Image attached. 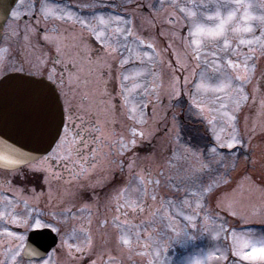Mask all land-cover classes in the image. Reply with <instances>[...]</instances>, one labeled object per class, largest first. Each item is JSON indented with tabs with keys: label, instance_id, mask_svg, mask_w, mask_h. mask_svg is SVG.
I'll use <instances>...</instances> for the list:
<instances>
[{
	"label": "snow or ice",
	"instance_id": "obj_1",
	"mask_svg": "<svg viewBox=\"0 0 264 264\" xmlns=\"http://www.w3.org/2000/svg\"><path fill=\"white\" fill-rule=\"evenodd\" d=\"M173 3L175 4L176 0H173ZM111 6L106 2H83L79 5L84 9H92L93 19L99 25L112 26V31L107 35L113 38L124 37V44L105 39L104 27L97 30V25L80 19L67 6L60 9L59 4L52 5L48 3V0H36L32 5L34 12L38 10L45 19L49 17L68 20L76 18L77 22L85 25L90 35L99 42L105 56L118 50L123 53L126 44L129 55H121L119 59L120 66H123L129 63L130 56L136 47L148 42L136 36L131 27H125L129 21L123 16L109 14L108 18H105L103 14H96V12L102 13L103 9ZM176 6L185 15L168 22L176 24L179 28H187L191 39L186 40V44L190 43L192 46L193 59L206 64L212 71L209 76L206 74L207 69L200 70V79L195 83L197 92H188L187 100H185V92L180 87L181 76L175 73L177 70L187 72L188 69L186 62H182L177 56L173 65L169 107L173 105L182 107L187 103L188 115L201 118V122L213 125L214 130L213 121L216 117L209 114L220 112L229 102L234 91L239 92L242 98L247 100V96L243 95L244 89L241 83L249 80L247 61L257 52L252 45L258 44L261 54H264V13L255 15L251 10L253 4L250 0H208V3L201 0L200 8L203 10L199 15L193 10V7H196L195 4L192 7L184 4ZM259 7L264 8V3H260ZM11 15L17 17L18 13L13 11ZM169 15L173 16L175 13H169ZM113 21L117 23L113 25ZM257 31L259 35L255 34ZM229 33L232 34L231 39ZM12 34L16 35L15 32ZM132 36H135V40L129 42L127 38ZM43 39L47 41L50 37L45 33ZM221 41L220 51L225 53L234 42L239 46H249L246 53L240 52L237 48L231 49L232 55L243 57L244 62L225 55L223 59L226 64L222 65L221 59L217 58L220 55L218 51L209 53L213 58L211 62L208 55H202L203 52H208V49L204 47L205 43L219 45ZM148 46L154 47L151 43H148ZM8 51L7 46H0V118L3 117L5 108L10 107L21 131L40 147L34 154L0 138V163L11 169L9 177L4 181L8 187L0 188V264H22L24 260H27V264H54L52 254L55 253L58 256L61 251L72 264H97V259L93 258L96 255L95 240L89 227L92 220L89 218L86 223L81 220L73 211L74 205L64 206L63 197L58 201L61 205L58 207L51 205L52 197L49 196L48 203L51 206L42 208L39 206V197L42 193H37V187L50 186L53 179L63 178L62 173L68 175L69 181L85 177L95 170L101 157L106 159L109 166L119 167L121 173L126 164L130 176L137 181L135 185H132L130 180L125 181L110 197L116 205L112 226L119 230L116 237L118 252L123 248H127L130 252L139 248L140 250L135 251V254L147 256L146 264H264V233L259 236L250 234L247 217L234 209L232 201L224 202L226 193L216 195L215 189L218 187L216 181L203 186L201 177L197 174L203 173L209 167V164L204 162L206 155L216 154L219 158L217 150L219 135H216L214 140L208 139L205 142L198 130L186 129L179 112L173 108L171 128H166L165 131L171 132L178 150L172 152L174 159L166 160L165 164L172 167L175 160L180 159L195 160L197 164L192 165L190 173L175 177V183H172L173 178L169 177L168 183L172 191L166 195L159 192L158 178L154 179L143 169L133 172L135 160L127 158L129 154L135 155L134 150L138 144L136 137L137 135L144 137V131L131 127L130 137L118 135L115 139L110 138L112 133L107 131L109 122L102 121L99 118V112L101 106L110 107L115 112L116 102L113 97L120 98L121 110L130 106L126 112L130 119L141 125L147 122L145 109L151 101L146 102L141 99L137 104L130 97L142 87L145 95L149 93L143 77L150 72V69L143 66L133 68L130 73L122 72L119 91L114 89L109 96L105 89L99 100L90 101L85 105L84 101L89 99L85 95L80 97L79 104H74L76 90L81 85L79 74L82 71L75 61L70 60L67 67H62L59 76H57L55 65L62 64V61L57 59L47 70L46 75L43 70H31L26 75L13 78L11 73L23 74L26 70L23 63L17 67L15 62L11 65L7 62ZM56 51L60 52L59 45ZM143 56L149 57V63L152 62L150 53L144 52ZM135 58L140 59L141 54L136 52ZM96 62L105 64L109 69L112 67L99 55L96 57ZM43 63L44 61H41V64ZM169 63L172 64V61ZM223 67L233 69L234 75L222 71ZM37 75L42 78L32 79ZM109 75H111L110 72ZM130 76L140 80L126 87L124 82L129 81ZM209 79L216 82L209 83ZM5 81L9 83L5 84ZM183 81L185 85L189 83L187 75L183 76ZM151 87L155 88L156 85L152 84ZM209 91L223 96L224 102L220 103L219 108H210L203 102L208 99L203 94ZM105 96H108L107 100L104 99ZM219 100L220 96H212L213 102ZM94 105L97 112L95 120L89 115L93 112ZM224 115L228 116L230 123L235 120V117L227 112ZM224 146L220 145V147ZM236 146L243 147L244 142L234 134L226 142V147L235 149ZM105 147L108 148L107 152L103 151ZM108 157L112 158L107 159ZM163 174L164 169L161 168L160 175ZM244 179L250 183H256V180L247 175ZM257 179L264 184V175ZM220 183L226 185L228 181L222 179ZM197 187L200 188L199 191L196 190ZM29 192L32 194L30 198L23 195ZM95 195L94 190L91 194L82 195L81 200L84 202L80 205L81 209L89 207L88 201L93 200ZM193 197H195L194 200ZM213 198L218 209L214 213L210 211ZM30 199L35 203H30ZM206 199L208 208L205 207ZM149 200L152 203H149ZM185 209H191V211L187 212ZM222 211L227 216L238 218L243 226L240 228L230 226L227 220L221 217ZM252 212L264 215V207H253ZM78 220L81 222L77 223ZM217 220L220 221L218 225H216ZM108 223L107 219H101L98 227ZM208 223L216 226L210 231L204 226ZM42 230L54 233L58 237V243L53 241L56 243L54 248L49 249L39 240L29 242L30 234L41 237L44 234ZM205 234L215 241H218L223 234V239L230 243L224 247H202L197 242L201 241ZM176 249L180 251L177 252ZM170 250H172L171 255ZM105 255V264H120L117 255H114L111 249L101 253L102 257ZM173 255L176 259H173Z\"/></svg>",
	"mask_w": 264,
	"mask_h": 264
},
{
	"label": "rangeland",
	"instance_id": "obj_2",
	"mask_svg": "<svg viewBox=\"0 0 264 264\" xmlns=\"http://www.w3.org/2000/svg\"><path fill=\"white\" fill-rule=\"evenodd\" d=\"M123 1L125 3H129V8L127 11L130 14L128 16V18H130L129 24L125 25V27L134 28L133 31L135 34L138 32L142 33L143 27L140 26L139 22L137 21V19L140 17V14L142 13L138 6V0ZM192 1L193 0H184L180 4L192 7L193 4L197 3L196 0L193 3ZM203 1L208 3V0ZM199 2L201 3V0H199ZM250 2L253 4V8L251 10L256 15L258 13L257 8L259 9V4L261 2L258 0H250ZM152 6L153 4L151 7ZM199 6L196 5V7H193V10L197 11L199 8L200 11ZM121 8H123V6L118 7V10L123 11ZM199 11H197V13H199ZM113 12L119 13L116 9V6L113 8ZM100 14L101 13L98 12V15ZM102 14L105 15V18H108L109 14L114 16L107 11ZM177 15V17H183L185 15L180 11L179 7L177 8ZM77 17L81 16L77 14ZM82 19L85 18L82 17ZM142 19H144L143 24L147 30L146 37H144L143 40L151 43L154 47L149 48L148 43L139 45L134 49L132 55L130 56L129 63L123 65V67L116 63H119L121 55H129L126 50V44L124 45L125 51L123 53H120L119 50L117 52L110 53L107 56H105L102 51L99 53V55L103 56L104 59H109L110 63L108 64L112 66L111 69L108 67L106 69L104 67L102 70L103 78L99 76L97 79L98 83H104L107 81L108 77H113L110 87L107 89L109 96L112 95L114 89L116 91L120 90L119 83L120 74L122 72L130 73L133 68H139L143 66H146L148 69H150V72L143 77L145 86H148L149 88V93L145 95L144 89L142 87L137 89L136 92L130 97V99H133L137 104H139L141 99L145 100L146 102L151 101V103L148 104V107L145 109V119L147 122L141 125L130 119L129 116L126 115L128 107L130 106H126L123 110H121V105L119 103L120 98L113 97L114 101L116 102L115 112H113L110 107L105 106H101V111L99 112L101 114L100 119L102 121L107 120L109 122L107 131L112 133L110 138L115 139L118 135H123L126 138L130 137L131 127H136L144 131V137H140L139 135L136 137L138 144L134 150L135 155L133 156L132 154H129L127 158L135 160V168L132 170L133 172L143 169L145 173H150L154 179L158 178L160 180L159 192L166 195L172 191L168 183V178H173L172 183H175V177L184 176L190 173L192 171V165L197 164V161L195 160L188 161L182 159L175 160V164L172 167H170L168 164H165L166 160L174 159L172 158V152L178 150L171 132L165 131L166 128H171L172 110L175 108V110L179 112L180 116L184 120L182 122L184 125L189 121L193 122V120L200 122L196 128L192 126L185 127L186 129L195 128L198 130L200 137L205 142L209 138L214 140L216 135H219L220 137L219 145H217L219 158H217L216 154L211 156L206 155L204 157V162L208 163L209 167L205 169L203 173H197L201 177V183L203 186H207L212 181H216L218 185V187L215 189L216 195H219L220 193H226V196L223 198L224 202L227 203L228 201H232L234 209L247 217V224L251 230L250 234L255 236L261 235L264 233V215L253 214L252 212L253 207H264V184H261L260 180L257 179L264 175V81H261L260 78H257L259 75H262L261 78H264V68L261 69L253 64V60L257 56H260V60L262 61L260 65L264 64V54H261L260 46L258 44L252 45V47L257 49V52L250 60L247 61L249 64V80L241 83V87L244 89L243 95L247 96V100H244L239 92L234 91L229 102L225 104V107L220 112H212L209 114L210 116L216 117V119L213 121L215 126L213 130V125H209L206 122H201V118H193L192 116L188 115L186 111L188 107L187 103H185L182 107L176 105H173L171 108L169 107L171 103L169 97L172 94L171 81L173 77V65L175 64L177 56H179L182 62H186L188 69L187 72H181L177 70L175 73L176 75L181 76L180 87L185 92V100H187L188 92H197L195 83L200 79V70L207 69L206 74L209 76L211 75L212 71L211 69L207 68L206 64L197 62L193 59L191 52L192 46L190 43L186 44V40L190 41L191 39V37L188 36L187 28H179L176 24L171 23V28L175 31H173L171 35L169 33L163 34L161 37L167 40V42L166 44H158L159 38L154 35L153 30L155 31L156 23L159 21L149 19L147 16L143 17ZM66 20L67 24L71 23L70 20ZM56 23V21L52 23L54 28ZM75 23H77V25L74 26V28H76L78 31L74 34V32H71L69 29H71ZM75 23L73 21L72 24L69 25L71 27L66 26V29L69 31L66 32L64 37L54 34V30L52 29L47 30V35L50 37V39L47 41L44 40L43 36L45 34L41 37V41L45 43L44 46L40 45L38 34H34V38L31 40V42H24V45L26 46L24 52H12L9 49L7 54V62L10 65L15 62V65L19 67L20 63H18L12 57V55H17L23 60V65L26 72L31 70H43L46 75L47 70L54 65V62L57 59H60L62 64L55 65L57 69V76H59L61 67L66 66V64L68 66V62L72 57L77 67L82 69L79 74L81 85L76 90V98L73 100V103L79 104L81 102L80 97L86 95L89 99L85 100L84 104L87 105L90 101L99 100L101 98V93L105 91V89L102 88L99 90L100 96L96 95V86L93 82V80L96 79V76L92 75V73H96V70H99L101 66L105 64L96 63L94 65H90V63L87 64V61H83L86 60V52H91L92 48L94 50V47L88 40L89 31H84V29L87 27L85 25H81L77 21ZM116 23L117 22L113 21V25ZM11 24L16 25L17 22L11 20L6 25V30H9ZM19 26H22V29L24 30L23 25L19 24ZM52 26L51 21H49L46 25H43V28H52ZM24 27H26L25 24ZM102 27L105 28V39H110L113 41V43L118 41L119 43L124 44V37L116 36L113 38L107 35L108 32L112 31V26H101L97 22V30H100ZM56 28H58L57 25ZM60 31H63V28H61ZM173 33H175V35ZM255 34L259 35V31H257ZM229 38H232L231 33H229ZM127 39L129 42L135 40V38L132 37H128ZM57 45H59L60 48L59 53L56 51ZM0 46H5V44L1 43ZM204 47L208 49V52H203L202 55H208L210 62L213 58L209 55V53L211 51H218L220 55L217 58L221 59L222 65H225L226 61L223 59L225 55L234 60L244 62L243 57L232 55L231 49L237 48L240 52L246 53L249 46H239L234 42L229 46V51L227 53L220 51V48L222 47V41L219 45L205 43ZM73 49H77L79 52H73ZM136 52L141 54L140 59L135 58ZM144 52L150 53V58L152 61L151 63H149V57L143 56ZM170 60H173L172 64L169 63ZM41 61H44V63L41 64ZM197 64H199V67H197ZM222 71H227L234 75L233 69L223 67ZM109 72L111 75H109ZM184 75H187L189 78V83L187 85H185L183 81ZM139 80L140 78H133L130 76L129 81L124 83L126 87H130L132 83L139 82ZM208 82L215 83L216 81L209 79ZM152 84H155L156 87L152 88ZM139 92L140 95H137L136 93ZM203 95L208 97V99L204 100L203 102L206 103L210 108H219L220 103L224 102L223 96L219 93L214 94L209 91ZM213 95L220 96V100L218 102H213ZM106 97L108 99V96ZM237 101L239 104L238 107ZM225 112L229 113L231 116H234L235 120L230 123L228 116L224 115ZM91 113L89 115H91ZM92 115L97 117L95 105ZM202 131H204V133H202ZM234 134L243 140L244 146H236L235 149H232V151L228 152L227 150L229 149L226 147V142ZM220 145L225 146L220 147ZM103 151L107 152L108 148L105 147ZM111 158L112 157H108L107 159ZM161 168L164 169L163 175H160ZM9 174L10 173L0 174V188L8 187L4 181L9 177ZM245 175L251 177L253 180H256V183L253 184L244 179ZM62 177V179H53L50 186L44 185L42 188L37 187V193H42V195L39 197V206L42 208L50 207L51 205H56L59 207L61 205L58 204V201L61 199V197H63L64 206L74 205L73 211L76 212V215L80 217L81 220L86 223V221L90 218L92 223L89 227L91 228L92 234L94 236L96 252V255L93 258L97 259V264H105L106 255L102 257L101 253L106 252L108 249H111L113 254L117 255L120 264H146L148 259L147 256L135 254V251L140 250L139 248H136L133 252H130L127 248H123L122 251L118 252L116 237L119 230L113 228L112 226V217L116 214V205L115 202L110 199V197L114 195V191L122 186L125 181L130 180L132 185L137 184V181L132 176H130L127 165L125 164L124 171L121 173L119 167L115 165L109 166L106 159L101 157L100 162L96 165L95 170L89 175L72 181H69V177L66 173H62ZM222 179L227 180L228 183L226 185L221 184L220 181ZM101 185H103V187H101ZM85 189H88L87 193L83 194ZM93 190L95 191L96 195L93 200L88 201L90 206L81 209L80 205L84 202L81 200V196L85 194H91ZM196 190L199 191L200 188L197 187ZM23 195L30 198L32 194L29 192L24 193ZM49 196L52 197L51 205L48 203ZM194 199L195 197H193V200ZM29 202L35 203V201L32 199H30ZM148 202L152 203L150 200ZM215 205L216 201L213 198L210 209L212 213L218 211ZM205 207H209L207 199L205 201ZM101 210L106 211L105 214H102ZM185 211L190 212L191 209H185ZM221 217L225 218L230 226H236L238 228L243 226L238 218L227 216L223 211L221 212ZM101 219H107L109 223L103 227H98V223ZM121 219L123 220V217H121ZM81 220H78L77 223H80ZM219 223L220 221L217 220L216 225ZM216 225L208 223L204 226L208 227L211 231ZM132 238L135 240L134 236ZM197 243H199L202 247H224L229 244L230 241L224 240L223 234H221V237L218 241L212 240L210 236L205 234L201 241H198ZM176 251L179 252L180 250L176 249ZM61 253H63V251H61ZM169 254H172V250H170ZM173 259H176L175 255H173ZM58 263L68 264V261L59 260L54 262V264Z\"/></svg>",
	"mask_w": 264,
	"mask_h": 264
},
{
	"label": "flooded vegetation",
	"instance_id": "obj_3",
	"mask_svg": "<svg viewBox=\"0 0 264 264\" xmlns=\"http://www.w3.org/2000/svg\"><path fill=\"white\" fill-rule=\"evenodd\" d=\"M184 0H176V3H173V0H138V6L139 9L142 11V13L140 14V17L138 18L139 20V24L143 27L142 33H137L140 38H144L146 37V32L147 30L145 29V25L143 24V17H148L149 19H152L154 21H159L156 23V29L154 32V35L157 36L159 38V44L164 43L166 44L167 40H165L164 38H162L161 36H163V34L169 33L170 35L172 34L173 31H175L174 29L171 28V23H169V20H176L177 15V6L178 4H180L181 2H183ZM197 3H195L197 6H199L201 3L199 2V0H196ZM261 3H264V0H258ZM36 0H16L14 6L12 7L10 13H9V17L7 19V21L5 22L3 31L1 33V39H0V43H4L5 46L8 47V49H18L21 47V42H25L27 38L33 39V35L34 34H38V39L40 40V45L44 46L43 41H41V37L46 33L45 32V28H43V25L47 24L49 21H51V25L54 21L57 22L58 27L59 26H63L65 25L66 22V18L65 19H57L55 17H49L48 19H45L39 12L38 10H36L34 12L33 10V3H35ZM83 2H89V3H108L111 4V7H107L108 10H110L111 8L117 6H123V8H121L123 10L122 13H117L115 15H120L123 16L125 18V20L129 21L130 18H128V16L130 15L129 12L127 11L129 8V3H125L123 0H48V3L52 4V5H60V9H63L65 6H67L68 8H70L72 11H74L76 13V15H80L81 17H79L80 19H82V17H84L87 21V23L90 24H94L97 25V21L93 19V10L92 9H84L79 7V5ZM195 2V0L192 1V3ZM204 2V1H203ZM191 3V4H192ZM205 3V2H204ZM153 4L154 7H151V5ZM200 7V6H199ZM126 8V10H125ZM203 9L199 8L197 9V11L200 12ZM258 13L256 14L257 16L261 14V12H264V8H257ZM16 11L18 13L17 17H12V12ZM169 13H175V15L170 16ZM96 14L98 15V12H96ZM113 14V13H112ZM87 16V17H86ZM14 20L15 22H17V24H11V26L9 27V30H6V25L11 21ZM8 22V23H7ZM20 22V23H19ZM23 25L24 30L22 29ZM24 24L26 25V27H24ZM168 26V27H167ZM32 28L36 29V30H31ZM87 28L84 29V31L86 32ZM15 32L16 35H13L12 33ZM27 36V38H25ZM133 37V36H132ZM89 42L92 44V46L94 47V50L92 48V51L86 52V60L83 61H87V64L90 63L91 64H96V57L99 55L100 51H101V45L99 44V42L95 39L94 36L90 35L89 33V38H88ZM26 46L24 45L22 48L24 49ZM73 52L77 51L79 52V50L77 49H73ZM81 51V49H80ZM101 56V55H99ZM103 57V56H101ZM104 59V57H103ZM18 63H23V60L21 58H17L16 59ZM71 61H73L72 57L70 58ZM106 61V64L110 63L109 60L104 59ZM173 61V60H170ZM262 61L260 60V56H257L254 60H253V64L256 67H259L261 69L264 68V64H261ZM24 66V65H23ZM67 66V64H66ZM107 69L106 65L101 66V71H100V75H99V70L97 71V75H99L100 77L103 78L102 76V69L103 68ZM25 68V67H24ZM27 73V72H25ZM113 80V77L110 76L107 78V81L105 83H97L95 82V86H96V95L100 96L99 90L103 89H108L110 87V84ZM262 81H264V78H262ZM140 94V92H139ZM105 99L107 100V97L105 96ZM101 116V114L99 113V117ZM11 171H6V170H1L0 169V174H6V173H10ZM88 189H85L83 191L84 193H87ZM20 207V206H19ZM106 211L101 210V213L105 214ZM103 234V232H102ZM104 242V241H103ZM102 242V243H103ZM57 243H58V237H57ZM56 246V245H55ZM54 246V247H55ZM53 247V248H54ZM53 261H59V260H67L68 264H72V262L66 258V256L64 255V253H60L58 256L57 254L53 253ZM66 258V259H65ZM22 264H27V260H24L22 262ZM58 264H66V263H58Z\"/></svg>",
	"mask_w": 264,
	"mask_h": 264
},
{
	"label": "water",
	"instance_id": "obj_4",
	"mask_svg": "<svg viewBox=\"0 0 264 264\" xmlns=\"http://www.w3.org/2000/svg\"><path fill=\"white\" fill-rule=\"evenodd\" d=\"M15 0H0V31L3 28L4 22L6 21L9 11L13 6ZM21 73H11L13 78H18ZM42 78V77H41ZM32 77V79H41ZM9 83L8 81L4 82ZM0 138L8 140L10 143L16 144L18 147H22L25 151H31L35 154L36 150L40 147L33 139L29 138L23 131H21L17 118L13 114L10 107H6L3 117L0 118ZM1 169L11 170L7 166L0 163ZM43 236L37 237L30 234L29 242H34L39 240V242L49 249L55 245L53 242L56 241V237L47 230H42Z\"/></svg>",
	"mask_w": 264,
	"mask_h": 264
}]
</instances>
